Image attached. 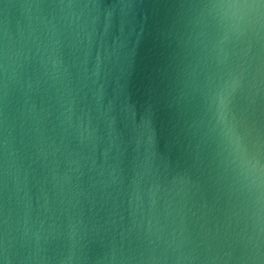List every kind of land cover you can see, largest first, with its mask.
Returning <instances> with one entry per match:
<instances>
[{
	"label": "water",
	"instance_id": "1",
	"mask_svg": "<svg viewBox=\"0 0 264 264\" xmlns=\"http://www.w3.org/2000/svg\"><path fill=\"white\" fill-rule=\"evenodd\" d=\"M0 264H264V0H0Z\"/></svg>",
	"mask_w": 264,
	"mask_h": 264
}]
</instances>
